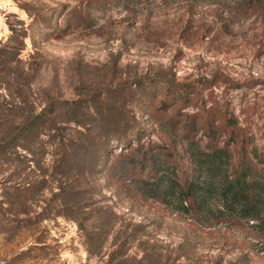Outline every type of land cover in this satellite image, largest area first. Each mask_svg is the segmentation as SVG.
I'll return each mask as SVG.
<instances>
[{
	"label": "rangeland",
	"instance_id": "rangeland-1",
	"mask_svg": "<svg viewBox=\"0 0 264 264\" xmlns=\"http://www.w3.org/2000/svg\"><path fill=\"white\" fill-rule=\"evenodd\" d=\"M247 2L0 0V118L40 115L0 150V264H264V197L143 184L187 186L219 148L264 182V8Z\"/></svg>",
	"mask_w": 264,
	"mask_h": 264
},
{
	"label": "trees",
	"instance_id": "trees-1",
	"mask_svg": "<svg viewBox=\"0 0 264 264\" xmlns=\"http://www.w3.org/2000/svg\"><path fill=\"white\" fill-rule=\"evenodd\" d=\"M247 4L250 8H255L256 6L264 8V0H248ZM39 118V114L30 113L20 121L19 124L21 126L16 125L15 128L11 120L4 121L0 118L1 127L5 126L6 129H9L7 133L1 135L0 137V150H5L6 147L10 146L9 144H12V147H17L19 145L18 138L21 140V136H28L30 132H33L34 127L39 126ZM16 129H19L21 133L16 134ZM85 131L86 135H88L87 138L93 139V141L96 142L97 138L94 136V132H92V135H90V132L88 134L87 131H89V127L85 128ZM23 132H25L27 135H25ZM80 133L84 134L83 132ZM120 142L122 143V140ZM63 151H67L66 146H64ZM229 163V156L222 148L216 149L212 153H198L196 151L195 166L201 173L198 180L194 178L187 186H182L178 179L173 176V174L167 172L165 175H163V178H166L164 188H157V183L148 184V182L144 181L143 184L145 187H149L157 197L163 198L164 201L171 202L170 200L176 199L177 201H180L182 204L185 203L186 205L187 199L189 198L190 203H188V205H192L193 201L198 199L199 201L201 200L202 202H207L206 199L207 196H209L210 191L206 186V184H208V176L211 177V179H213V177L219 176L221 180H223V186L220 188L221 193H223L226 198H230L231 202L233 200L237 202L239 201L244 203L243 206H250V204L253 202L252 200L264 197V182L252 179V177H255L254 169H252V167H247L246 172H244L242 175H230L228 173L230 172V166L228 165Z\"/></svg>",
	"mask_w": 264,
	"mask_h": 264
}]
</instances>
